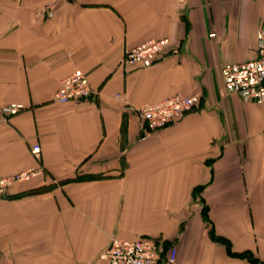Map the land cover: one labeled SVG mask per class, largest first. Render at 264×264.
Wrapping results in <instances>:
<instances>
[{
  "label": "crops",
  "instance_id": "crops-1",
  "mask_svg": "<svg viewBox=\"0 0 264 264\" xmlns=\"http://www.w3.org/2000/svg\"><path fill=\"white\" fill-rule=\"evenodd\" d=\"M262 25L264 0H0V103L22 105L0 177L38 170L0 198V264H101L112 235L175 246L174 264H264V100L220 75ZM151 37L170 45L123 64ZM75 70L94 93L56 102ZM175 93L199 101L141 137L136 107Z\"/></svg>",
  "mask_w": 264,
  "mask_h": 264
},
{
  "label": "built area",
  "instance_id": "built-area-1",
  "mask_svg": "<svg viewBox=\"0 0 264 264\" xmlns=\"http://www.w3.org/2000/svg\"><path fill=\"white\" fill-rule=\"evenodd\" d=\"M52 14L49 8L46 16ZM170 45L167 37H151L140 41L125 51L123 64L147 67ZM256 57L245 61L222 65L221 79L228 91L236 92L244 101L260 103L264 100V25L255 35ZM94 93L87 76L75 70L61 78L53 99L58 103L78 101L91 97ZM116 97L128 103L122 95ZM199 101V94L175 93L163 99L143 103L136 107L142 123L141 137H146L161 129L190 110ZM22 108L21 104L0 103V123ZM31 153L38 156L39 144H33ZM38 170L27 169L13 175L0 177V198L9 193V188L22 179L34 175ZM176 247L171 246L163 255L160 245L151 237L120 238L112 235L108 244L98 254L101 264H174Z\"/></svg>",
  "mask_w": 264,
  "mask_h": 264
}]
</instances>
